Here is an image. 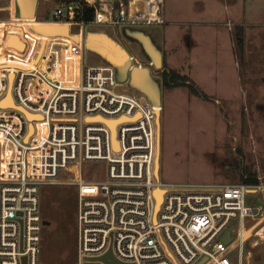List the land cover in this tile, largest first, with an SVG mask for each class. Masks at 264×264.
Instances as JSON below:
<instances>
[{"label":"built area","instance_id":"1","mask_svg":"<svg viewBox=\"0 0 264 264\" xmlns=\"http://www.w3.org/2000/svg\"><path fill=\"white\" fill-rule=\"evenodd\" d=\"M132 1L83 0L89 21L64 2L40 21L0 20V264H39L43 184L76 189L74 264H105L107 254L112 264H248L243 243L264 217L250 199L264 184L161 183V104L118 92L110 66L83 61L80 39L30 29L163 24V0ZM83 164H101L102 177L82 179Z\"/></svg>","mask_w":264,"mask_h":264},{"label":"rangeland","instance_id":"2","mask_svg":"<svg viewBox=\"0 0 264 264\" xmlns=\"http://www.w3.org/2000/svg\"><path fill=\"white\" fill-rule=\"evenodd\" d=\"M139 2L134 0L132 5ZM59 3L0 0V20H8L13 6L20 19L15 22L32 17L40 21ZM224 4L225 15L223 0H163V24L159 26L87 25L80 37L75 35L76 26L69 27L71 39L81 40L87 65L113 69L118 92L161 104L157 123V176L161 183L236 184L230 173L233 157H238L236 150L246 167L259 177L264 173V0H225ZM236 25L242 28L241 46L234 37ZM34 29L45 35H68L65 25ZM10 44L21 49L12 38ZM127 56L142 65L150 61L153 66L129 70ZM162 63L186 76L212 102L190 96L183 88L164 91L156 75ZM80 172L82 179L92 180L102 177L103 167L83 164ZM75 191L67 184L38 186L43 222L39 264H74L75 247L72 256L69 252L59 256L63 237L58 228L65 224L66 243H75ZM250 202L264 214V193ZM250 229L242 253L249 255L248 264L264 263V217ZM252 242L256 246L252 247ZM235 254L236 249L227 260L235 263Z\"/></svg>","mask_w":264,"mask_h":264},{"label":"trees","instance_id":"3","mask_svg":"<svg viewBox=\"0 0 264 264\" xmlns=\"http://www.w3.org/2000/svg\"><path fill=\"white\" fill-rule=\"evenodd\" d=\"M59 2L64 3H79L81 5V19L84 21H89L91 19V9L85 5L83 0H59ZM234 37L236 44L241 46L242 44V28L240 26H234ZM160 80L161 88L164 91H170L176 88H183L186 90L188 95L193 96L197 99H200L204 102H212V99L205 95L192 81H190L186 76L181 75L170 69L162 63L160 69L156 72ZM238 157H233L234 164L230 170V173L234 175L238 183L244 184H258L262 182L264 184V173L259 177L256 172L250 170L249 167H246L242 160L239 158V150H236ZM43 227V222H42ZM58 230L61 232V239L63 240L59 243V256H63L65 253L73 254L75 243H66L65 233H67V227L65 224L60 225ZM51 243H44V248H47ZM68 253V254H69Z\"/></svg>","mask_w":264,"mask_h":264},{"label":"water","instance_id":"4","mask_svg":"<svg viewBox=\"0 0 264 264\" xmlns=\"http://www.w3.org/2000/svg\"><path fill=\"white\" fill-rule=\"evenodd\" d=\"M31 14L33 15V9H31ZM36 27H58V26H52V25H31L30 26L31 31H33L36 34L42 35V36H63V37H70V38L73 37V36H69V35L64 36V35H60V34H56V35H45V34H42L41 32L36 31L34 29ZM67 33H68V30H67ZM226 240H227V235L224 236V241H226ZM102 260H103V262L105 264H112V262L109 259V254H107L106 256H104L102 258ZM22 262H23V260H22Z\"/></svg>","mask_w":264,"mask_h":264},{"label":"crops","instance_id":"5","mask_svg":"<svg viewBox=\"0 0 264 264\" xmlns=\"http://www.w3.org/2000/svg\"><path fill=\"white\" fill-rule=\"evenodd\" d=\"M218 1H220L221 2V0H218ZM225 0H223V11H224V15H225V11L227 10V8L225 7ZM133 4V3H132ZM132 7H134L133 5H132ZM26 8V7H25ZM189 8L187 7V10H188ZM194 9V8H193ZM196 10H199L198 8H195ZM10 17L13 19V21H20V19L19 18H16L15 17V15H14V7L12 6L11 8H10ZM3 104L4 105H10V100H9V98H7L6 100H5V102H3ZM110 127H111V125L110 124H108Z\"/></svg>","mask_w":264,"mask_h":264},{"label":"bare ground","instance_id":"6","mask_svg":"<svg viewBox=\"0 0 264 264\" xmlns=\"http://www.w3.org/2000/svg\"><path fill=\"white\" fill-rule=\"evenodd\" d=\"M78 40H79V39H78ZM78 40H77V41H78ZM74 42H76V41H74ZM7 98H8V97H7ZM155 196H156V198H157V202H158V201H159V199H158V193H156Z\"/></svg>","mask_w":264,"mask_h":264}]
</instances>
